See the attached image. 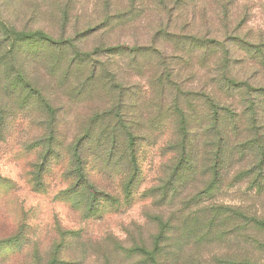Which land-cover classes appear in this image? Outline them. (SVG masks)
I'll use <instances>...</instances> for the list:
<instances>
[{
  "label": "rangeland",
  "instance_id": "374dc122",
  "mask_svg": "<svg viewBox=\"0 0 264 264\" xmlns=\"http://www.w3.org/2000/svg\"><path fill=\"white\" fill-rule=\"evenodd\" d=\"M263 224L264 0H0V264H264Z\"/></svg>",
  "mask_w": 264,
  "mask_h": 264
},
{
  "label": "trees",
  "instance_id": "16d2710c",
  "mask_svg": "<svg viewBox=\"0 0 264 264\" xmlns=\"http://www.w3.org/2000/svg\"><path fill=\"white\" fill-rule=\"evenodd\" d=\"M16 35L19 37H23L25 39H32L34 37H44V36L47 37V35H45V33H43V32L28 33V32L21 31V32L16 33ZM51 40H52V38H51ZM199 40H201V39H199ZM36 176H37V180H39L40 172H38ZM263 226H264V224H263Z\"/></svg>",
  "mask_w": 264,
  "mask_h": 264
}]
</instances>
